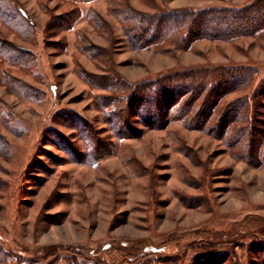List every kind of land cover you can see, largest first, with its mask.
Instances as JSON below:
<instances>
[{"label": "rangeland", "instance_id": "obj_1", "mask_svg": "<svg viewBox=\"0 0 264 264\" xmlns=\"http://www.w3.org/2000/svg\"><path fill=\"white\" fill-rule=\"evenodd\" d=\"M4 1L22 13L0 20V264H264V136L248 162L167 95L135 90L258 70L213 92L238 109L264 79V28L181 49L133 15L255 0Z\"/></svg>", "mask_w": 264, "mask_h": 264}, {"label": "trees", "instance_id": "obj_2", "mask_svg": "<svg viewBox=\"0 0 264 264\" xmlns=\"http://www.w3.org/2000/svg\"><path fill=\"white\" fill-rule=\"evenodd\" d=\"M152 9L157 12L145 13L147 15L135 12L133 16L142 17L141 24L146 31L157 25L154 30L147 32L152 34V38L148 40L167 38L168 45L171 44L169 47L174 48L181 46V49H187L193 40L199 38L230 40L254 35L264 28V0H255L249 6L242 8L228 6L187 8L179 12L161 11L154 7ZM18 11L8 1L0 0V20L16 23ZM150 19L153 23L145 26L143 22ZM167 21L172 22L165 31H162L161 23ZM236 69L238 68L219 67L175 73L187 74L176 80L171 78L174 76L171 74L153 82L137 85L135 90L167 95L161 96L166 101L164 105H169L171 109L180 106L183 109V115H187L191 121L196 122L199 128L207 130L213 137L226 140L229 145L238 144V149L242 153L246 151L247 155L244 158L252 162L256 159L255 154L258 153L264 136V130L261 128L264 125V117L260 107L264 106V79L261 86L255 89L250 97L246 96L239 103L238 109H229L224 104L219 105L220 100L213 93L217 88L224 98L228 92L227 87L230 83H234L230 80L231 78L236 81L235 87L243 88L249 86L259 75L258 70L241 73ZM173 83L178 84L173 85ZM252 102L256 105V111L251 113ZM159 106L161 102L158 103L157 107ZM245 108L249 111H245ZM1 259L4 258L1 257Z\"/></svg>", "mask_w": 264, "mask_h": 264}]
</instances>
